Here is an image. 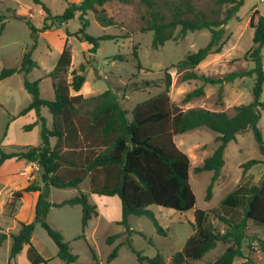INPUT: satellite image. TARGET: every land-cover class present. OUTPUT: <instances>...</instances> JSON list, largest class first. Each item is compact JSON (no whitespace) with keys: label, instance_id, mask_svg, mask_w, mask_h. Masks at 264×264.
I'll use <instances>...</instances> for the list:
<instances>
[{"label":"rangeland","instance_id":"374dc122","mask_svg":"<svg viewBox=\"0 0 264 264\" xmlns=\"http://www.w3.org/2000/svg\"><path fill=\"white\" fill-rule=\"evenodd\" d=\"M42 1L50 8L51 14L56 16L63 14L71 4H78L83 0ZM154 1L159 9L168 15L167 21L172 9L176 7L186 11L189 18L194 14H202L212 21L224 20L229 8L225 0ZM0 14L6 17L5 28L0 36L1 73L3 69L21 68L23 58L33 44L27 21L30 20L41 29L46 14L42 7L35 5L32 0H0ZM80 15L81 13L77 12L74 20L68 23L52 20L53 28L39 33L37 37L38 45L32 59L38 63V67L31 71L28 79L32 82L39 81L43 99H55L53 81L48 74L55 68L66 46L71 48L73 54L69 81L72 80L73 71H78L81 64L86 65V83L79 94L90 98L111 89L123 108L128 110L130 119L138 104L163 92L167 70L172 77L169 94L171 101L184 111L204 108L216 112L225 111L232 116L237 106L248 105L254 99L255 76L215 85H206L199 80L182 81L183 72L173 65H178L190 53L204 48L211 40L209 30L189 32L185 38L167 41L156 49L153 47V32L142 31L145 26L143 16L146 15V8L141 1L133 0L130 4H125L115 0L97 6L96 12H88L85 16L89 20L86 30L88 34L94 37H112L100 41L97 52L91 53L92 45L80 40L79 31L83 25ZM260 16H264V0H246L239 12L222 26L225 31L222 52L210 55L195 72L219 79L235 71L253 69L254 63L245 55L254 45L255 30L251 27V19L253 17L254 23H257ZM118 55L125 56V60H116ZM24 80V74L16 72L0 82V147L7 153L17 152L26 146H39L42 141L41 123L31 130L25 128L36 121L34 112L20 115L32 101V96L24 86ZM201 86H204L205 94L186 102L187 94ZM221 87L223 93L220 97ZM71 93H74L73 90ZM261 101L264 102V91ZM41 113L47 125L51 127L52 115L48 108H43ZM258 126L264 138V111ZM216 137L215 132L200 128L176 136L175 142L191 161L190 184L197 199L195 209L206 210L209 223L217 232L225 233L227 226L221 217L240 220L243 208L239 207L233 211L222 204L223 200L241 186L261 184L264 180V162L253 165L247 171H244L243 165L251 160L263 161L264 156L251 130L238 135L237 140L226 148V164L209 198L207 189L213 172L196 173L195 168L201 166L205 159L213 154L218 146ZM51 143L54 145L56 139L52 138ZM31 164L38 163L11 159L4 162L0 168V237L2 234L8 237L0 248V264H9L12 244L10 235L19 232L21 222L30 223L35 218V195L24 193L22 198L15 197L17 191L41 180L42 172L29 171ZM88 189V180L79 188L50 189V201L53 206L47 222L64 235L65 241L70 244L71 252L78 255L79 258L74 264H147L138 261L137 255L129 248V240L143 256L153 258L160 253L165 264H173V255L183 249L195 232L194 211L179 212L154 205L150 210L164 229V234H160L154 222L146 216L130 217V228L134 231L130 233L124 225L118 224L122 219V206L117 196L89 193V201L97 205L99 214L90 220L84 230L81 205L59 207L57 204L78 196L80 191L87 192ZM260 241H264V227H258L249 221L243 256L236 258L235 263L264 264V249ZM32 244L45 259L50 260L49 264H67L59 258L57 245L39 224L36 226ZM229 245L218 243L202 260L185 264H210L216 261ZM116 247H119L117 257L109 260ZM18 263L32 264L28 258V248L18 258Z\"/></svg>","mask_w":264,"mask_h":264},{"label":"trees","instance_id":"16d2710c","mask_svg":"<svg viewBox=\"0 0 264 264\" xmlns=\"http://www.w3.org/2000/svg\"><path fill=\"white\" fill-rule=\"evenodd\" d=\"M32 1L35 5H40L45 12L44 25L38 29L30 20H26L31 29L33 44L25 54L20 69L8 68L0 73V82L16 72L24 74V86L32 96V101L20 115L34 112L36 121L25 128L31 130L41 123L42 140L39 146H26L11 153L5 152L0 147V168L7 160H26L30 163H38L42 172L40 182L29 184L15 193L17 198H22L24 193L32 192L39 193V196L34 220L30 223L21 222L19 232L10 235L12 244L9 264H19L18 258L25 247H28V258L32 264H49L50 260L45 259L32 244L38 224L57 245L60 259L67 264H74L78 260V255L71 252L70 244L65 241L64 235L47 222V217L53 206L50 201L51 187L79 188L85 180H89V194L117 196L120 199L122 219L118 224L124 225L130 233L134 232L130 228V217L146 216L154 222L157 231L164 234V229L150 210L154 205L179 212L194 211L195 232L183 249L173 255V264L200 261L207 253L214 250L218 243L230 245L216 261L210 264H236L235 259L243 256V244L247 238L249 221L258 227H264V180L260 185L241 186L226 196L222 204L233 211L242 207L243 216L240 220L221 217L227 230L225 233L217 232L209 223L208 212L195 209L197 199L190 184L191 161L189 156L179 149L175 137L200 128H207L217 134L215 139L218 143L217 148L201 166L195 168L196 173L213 172L212 181L207 189L209 198L226 164V148L237 140L238 135L251 130L264 156V138L258 126L264 111V102L261 101L264 91V16H260L257 23H254L252 17L250 23L255 30L254 45L245 57L254 63V68L248 71H235L216 79L200 75L195 69L210 55L222 52L225 34L222 26L239 12L246 0H225L229 8L222 21L209 20L202 14H194L189 18L186 16V11L179 7L172 9L170 19L167 21L168 15L159 9L154 0H140L146 8V15L143 16L145 26L142 31L153 32V47L156 49L167 41L185 38L189 32L200 30L211 32V40L204 48L190 53L178 65H173L183 72V82L199 80L206 85H215L255 76L254 99L248 105L237 106L232 116L225 111L216 112L204 108L184 111L171 101L169 94L172 77L167 70L163 92L138 104L130 119L128 110L123 108L111 89L90 98H85L81 94H71V90L80 92L86 83V65L81 64L78 71H73L72 80L69 81V70L73 62V54L69 46L65 47L55 68L48 74L53 81L54 100L43 99L39 81L32 82L28 79L31 71L38 67V63L32 59L38 45L37 37L39 33L53 28L52 20L68 23L74 20L77 12H80V20L83 23L79 31L80 40L90 43L91 53H96L100 41L112 37L109 35L94 37L88 34L86 30L89 27V20L85 16L88 12H96L97 6L115 0H83L78 4H71L63 14L56 16L51 14L50 8L42 0ZM117 1L130 4L133 0ZM50 20L52 23H49ZM5 22L6 17L0 14V36L5 28ZM135 56L137 57V53ZM125 58L122 55L115 57L120 61ZM222 93L223 87L219 91L220 97ZM204 94V86H201L188 93L185 101L189 102ZM43 108H48L52 115L51 127L42 116ZM52 138L56 139L54 145L51 143ZM261 162L264 160L247 162L243 165L244 171ZM65 205L82 206L84 230L90 220L99 214L97 205L90 203L89 195L85 192L80 191L78 196L57 204L59 207ZM7 239V235H1L0 248ZM260 242L264 249V241ZM128 245L137 255L140 263L165 264L160 253L149 258L137 251L132 241L129 240ZM118 251L119 247H116L109 260L117 257Z\"/></svg>","mask_w":264,"mask_h":264},{"label":"crops","instance_id":"0c3cea01","mask_svg":"<svg viewBox=\"0 0 264 264\" xmlns=\"http://www.w3.org/2000/svg\"><path fill=\"white\" fill-rule=\"evenodd\" d=\"M84 87V86H83ZM74 93L72 94V95H78L79 93H81V91L80 92H75V91H73ZM86 181V180H85ZM41 185H42V182L40 183ZM88 185H89V180H88ZM34 195H35V204L37 203V200H38V196H39V193H37V192H32ZM85 193H89V189H88V191L87 192H85ZM27 193H25V195H26ZM92 195H95V194H92ZM24 198H25V196H24ZM26 248H28V247H25V249H24V251L22 252V254L25 252V250H26ZM21 256V255H20ZM19 256V257H20Z\"/></svg>","mask_w":264,"mask_h":264},{"label":"built area","instance_id":"2783aa9c","mask_svg":"<svg viewBox=\"0 0 264 264\" xmlns=\"http://www.w3.org/2000/svg\"><path fill=\"white\" fill-rule=\"evenodd\" d=\"M29 171L32 172H40V166L37 164H31L29 167Z\"/></svg>","mask_w":264,"mask_h":264}]
</instances>
